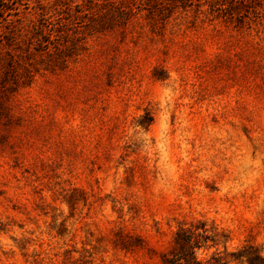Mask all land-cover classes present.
<instances>
[{
	"label": "rangeland",
	"instance_id": "rangeland-1",
	"mask_svg": "<svg viewBox=\"0 0 264 264\" xmlns=\"http://www.w3.org/2000/svg\"><path fill=\"white\" fill-rule=\"evenodd\" d=\"M3 76L0 264H264V35L144 0H0Z\"/></svg>",
	"mask_w": 264,
	"mask_h": 264
},
{
	"label": "trees",
	"instance_id": "trees-1",
	"mask_svg": "<svg viewBox=\"0 0 264 264\" xmlns=\"http://www.w3.org/2000/svg\"><path fill=\"white\" fill-rule=\"evenodd\" d=\"M154 9L167 10L169 12H191L195 18L200 17L202 20L213 21L218 20L227 25H231L236 29L254 30L264 35V0H144ZM46 20V19H44ZM49 24L41 25L40 30L44 29L43 35H50L51 29ZM41 38L38 48L35 52L39 57L46 56L53 59L60 57L63 50L55 45L43 46L48 44L47 38ZM8 43V42H7ZM7 51V49L5 50ZM74 50H71L72 53ZM8 52V51H7ZM31 53V50H28ZM74 53V52H73ZM24 54L22 51L20 55ZM66 54L64 57H69ZM62 57V56H61ZM21 58V57H20ZM19 59L9 58L6 62V72L9 73L19 65ZM62 60L64 61L65 59ZM7 78L3 76L0 80L5 81Z\"/></svg>",
	"mask_w": 264,
	"mask_h": 264
},
{
	"label": "clouds",
	"instance_id": "clouds-1",
	"mask_svg": "<svg viewBox=\"0 0 264 264\" xmlns=\"http://www.w3.org/2000/svg\"><path fill=\"white\" fill-rule=\"evenodd\" d=\"M171 94H172V90H171V88L169 87V88H167L166 91H165V96H166V98H170Z\"/></svg>",
	"mask_w": 264,
	"mask_h": 264
}]
</instances>
